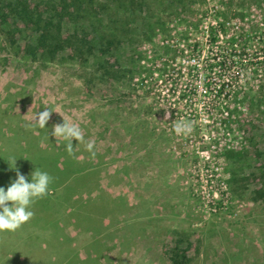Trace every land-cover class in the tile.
Segmentation results:
<instances>
[{
	"label": "rangeland",
	"instance_id": "374dc122",
	"mask_svg": "<svg viewBox=\"0 0 264 264\" xmlns=\"http://www.w3.org/2000/svg\"><path fill=\"white\" fill-rule=\"evenodd\" d=\"M117 8L114 26L100 10L78 26L115 41L106 55L95 44L84 58L34 61L0 35V187L16 179L10 159L29 175L27 152L70 166L29 222L0 232V264H170L177 242L190 264H264V0ZM45 107L58 113L34 127ZM63 118L95 142V158L75 140L70 156L51 134ZM182 120L191 135L175 133ZM212 164L227 179L216 209Z\"/></svg>",
	"mask_w": 264,
	"mask_h": 264
},
{
	"label": "trees",
	"instance_id": "16d2710c",
	"mask_svg": "<svg viewBox=\"0 0 264 264\" xmlns=\"http://www.w3.org/2000/svg\"><path fill=\"white\" fill-rule=\"evenodd\" d=\"M124 3L125 0H0V35L3 36L9 49L14 50L19 56L34 61H53L60 53L68 50L70 57L84 58L94 53L95 44L99 45L98 48L106 55L115 41L109 39L104 44L103 40H107L106 38L102 39L101 35H97V32L92 30L88 32H85V29L79 30L78 26H81L88 14L98 16L97 10H100V20L107 22L109 19L114 26L117 21L112 17L107 18L110 14L109 9L112 5H116L118 6L116 13L124 14ZM121 13L119 17L124 16ZM21 158H23L22 163H29L27 167L30 168V173L26 177L29 181L31 173L36 168L47 172L53 181L57 180V183L70 171L69 165L65 164L61 167L57 159L54 164L51 162L45 167V161L48 159L42 155L35 156L31 152L21 155ZM38 158L42 160V167L37 162ZM86 170L90 169L80 168L77 176L86 177L88 174ZM77 176L73 177L74 180L78 178ZM67 182L64 183V188L68 189L72 183ZM82 224L83 221L80 220V226ZM188 249V247L182 248L177 242L167 252L170 264H190L192 257Z\"/></svg>",
	"mask_w": 264,
	"mask_h": 264
},
{
	"label": "clouds",
	"instance_id": "9594fccd",
	"mask_svg": "<svg viewBox=\"0 0 264 264\" xmlns=\"http://www.w3.org/2000/svg\"><path fill=\"white\" fill-rule=\"evenodd\" d=\"M58 113L54 109L45 107L43 111L37 112L33 124L34 127L45 128L52 113ZM170 112H165L164 119L168 120ZM174 131L177 135L188 136L194 131V125L191 121L182 120L174 125ZM55 138H62L66 142V151L70 156H74L73 140L80 144H85L86 150L96 156L94 151V141L85 143V134L83 129L76 123H69L63 118V123L54 124L51 133ZM10 165L16 172V179L5 188L0 187V232H15L25 223L34 217L31 210L32 205L38 199H42L49 194L50 184L53 178L47 173L36 168L31 173L29 181L19 169L15 168L16 159H10Z\"/></svg>",
	"mask_w": 264,
	"mask_h": 264
},
{
	"label": "built area",
	"instance_id": "2783aa9c",
	"mask_svg": "<svg viewBox=\"0 0 264 264\" xmlns=\"http://www.w3.org/2000/svg\"><path fill=\"white\" fill-rule=\"evenodd\" d=\"M219 87H221V85H219ZM205 158L207 161H210L211 156L206 155ZM207 170L210 171L209 176L211 178L216 177V179L219 181V188H216L213 191H210L207 195V198L208 199L210 198L212 205H214V208L216 209V207H215V206H217L216 200L219 199V195L221 193H223L224 190L227 188V179L225 176L222 175V169H220L219 165L212 164L209 168H207ZM212 181H213V179H212Z\"/></svg>",
	"mask_w": 264,
	"mask_h": 264
},
{
	"label": "crops",
	"instance_id": "0c3cea01",
	"mask_svg": "<svg viewBox=\"0 0 264 264\" xmlns=\"http://www.w3.org/2000/svg\"><path fill=\"white\" fill-rule=\"evenodd\" d=\"M115 262H117V260H115ZM140 262H143V261H140ZM140 262H137V263H140Z\"/></svg>",
	"mask_w": 264,
	"mask_h": 264
}]
</instances>
